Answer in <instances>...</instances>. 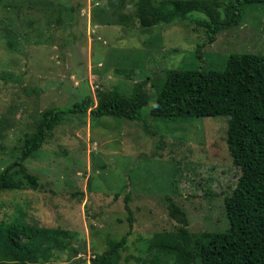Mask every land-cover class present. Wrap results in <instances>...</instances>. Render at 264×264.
Here are the masks:
<instances>
[{
  "label": "rangeland",
  "instance_id": "obj_1",
  "mask_svg": "<svg viewBox=\"0 0 264 264\" xmlns=\"http://www.w3.org/2000/svg\"><path fill=\"white\" fill-rule=\"evenodd\" d=\"M28 1L30 8L25 2L16 8L9 4L20 1L0 0V171L17 159L19 139L33 133L44 109L68 104L97 83L124 95L141 84L149 102L139 122L158 127L161 144L155 147L154 136L140 137L137 125L116 117L66 115L25 161L37 188L0 193V220L68 230L72 237L56 259L82 264L128 231L127 248L119 249L115 264L149 257L145 240L183 223L196 233L225 229L223 196L236 178L226 118L191 117L190 125L168 123L173 130L164 131L150 109L172 69H222L231 53L264 54V4L244 8L237 25L205 43V27L194 19L122 26L117 12H133L135 0H51L52 14L42 2ZM62 6L73 10L62 16ZM61 18L70 22L63 30L56 23ZM68 34L75 43L63 41Z\"/></svg>",
  "mask_w": 264,
  "mask_h": 264
},
{
  "label": "trees",
  "instance_id": "obj_2",
  "mask_svg": "<svg viewBox=\"0 0 264 264\" xmlns=\"http://www.w3.org/2000/svg\"><path fill=\"white\" fill-rule=\"evenodd\" d=\"M18 1L9 5L19 8L25 2L27 7L31 6L28 0ZM50 1L35 0V3L52 8V14L55 5L50 7ZM124 1L121 0L122 5ZM255 4H264V0H135L133 12L117 14L122 26L136 21L144 28L174 19H194L205 27V43H211L220 30L242 20L244 8ZM62 7V16L73 10L71 6ZM193 11L202 13V17H190ZM57 22L62 30L70 24L62 18ZM71 36L63 37V41L75 43V35ZM225 61L222 69L170 70L158 90L150 116L163 122L164 131L173 130L168 123L183 121L190 125L191 117L226 118L225 141L231 165L236 169L234 186L223 196L228 225L222 230L196 233L183 223L175 232H157L145 240L144 249L150 256L137 257V264H264V54L231 53ZM99 86L103 84L97 83L94 88L91 85L89 92L79 93L78 99L41 112L40 120L31 125L33 133L19 139L21 150L17 159L0 171V193L37 188L38 178L28 171L25 161L45 141L47 131L60 124L66 115L80 114L83 120L86 115L91 120L116 117L125 125H137L141 131L138 136H154L155 147L160 146L158 127L153 128L146 120L139 122L141 110L149 102L141 84L130 95ZM128 198L127 193L125 208L131 224ZM129 234L128 231L118 240H109L106 250L92 257L90 264H115L119 249L127 248ZM71 237L66 229L31 224L22 218L0 220V264H82L56 259Z\"/></svg>",
  "mask_w": 264,
  "mask_h": 264
}]
</instances>
